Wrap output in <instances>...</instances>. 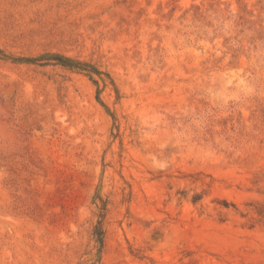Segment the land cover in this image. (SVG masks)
<instances>
[{"label": "rangeland", "instance_id": "1", "mask_svg": "<svg viewBox=\"0 0 264 264\" xmlns=\"http://www.w3.org/2000/svg\"><path fill=\"white\" fill-rule=\"evenodd\" d=\"M0 264H264V0H0Z\"/></svg>", "mask_w": 264, "mask_h": 264}, {"label": "trees", "instance_id": "2", "mask_svg": "<svg viewBox=\"0 0 264 264\" xmlns=\"http://www.w3.org/2000/svg\"><path fill=\"white\" fill-rule=\"evenodd\" d=\"M50 60H55L57 63L64 65V66L80 68V64L78 62H73L69 58H64L58 55L40 56L38 58H26L24 61L31 62V63H34V62L37 63V61H50ZM39 64L43 65V64H46V62H39ZM95 232L100 237L102 233L101 229H97Z\"/></svg>", "mask_w": 264, "mask_h": 264}]
</instances>
